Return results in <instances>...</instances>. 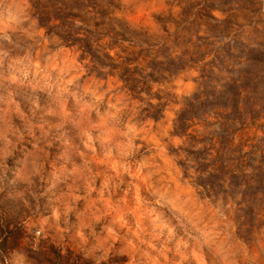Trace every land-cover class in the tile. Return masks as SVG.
<instances>
[{"label": "rangeland", "instance_id": "1", "mask_svg": "<svg viewBox=\"0 0 264 264\" xmlns=\"http://www.w3.org/2000/svg\"><path fill=\"white\" fill-rule=\"evenodd\" d=\"M41 32L50 53L65 49L77 64L88 60L83 67L89 75L95 73L105 88L111 82L130 107L138 102L142 118L153 121V131L175 107L170 135L183 143L170 145L169 151L183 156L178 163L184 178L194 174V185L218 209L216 231L235 245L238 264H244L245 251L249 259L258 252L253 264H264V0H0V75L11 71L13 60L28 65L43 43ZM31 79V71L19 85L0 79V110L10 100L24 110L31 107L33 124L54 137L59 120L47 114L48 97L26 87ZM28 97L34 103L24 104ZM15 120L13 112L5 124L0 112L5 149L21 135ZM41 131L34 129L36 136ZM49 151L55 157L62 146L52 139ZM11 192L6 186L0 193L5 243L20 235L19 202L10 198ZM192 246L190 236L176 227L167 254L170 264L180 262ZM140 247L132 252L117 244L110 264H128L129 259L147 264L145 251L158 255ZM203 254L206 264H218L207 248ZM36 259L38 264H71L72 253L61 257L50 247Z\"/></svg>", "mask_w": 264, "mask_h": 264}, {"label": "clouds", "instance_id": "2", "mask_svg": "<svg viewBox=\"0 0 264 264\" xmlns=\"http://www.w3.org/2000/svg\"><path fill=\"white\" fill-rule=\"evenodd\" d=\"M38 35L43 43L28 65L23 59L13 60L11 71L0 79L19 85L31 71L26 87L48 97L47 114L59 123L57 135L50 138L43 125L33 124L31 107L24 110L20 102L10 100L0 110L5 124L16 114L21 133L7 149L0 142V193L11 187L10 198L19 202L20 228L15 241L9 238L5 243L0 236V264H38L37 254L50 247L61 257L70 251L71 264H110L117 244L132 252L141 251L140 246L154 249L159 258L145 251L147 264H170L167 254L176 227L193 242L190 253L177 264L189 260L206 264L205 248L218 264H238L232 252L235 245L227 234L216 231L218 209L194 185V174L184 178L178 163L183 156L169 151L170 145L183 143L170 135L175 107L164 113L159 131H153V121L142 118L138 102L132 101L130 107L111 82L105 88L95 73L88 74L83 67L88 60L77 64L65 49L50 53L49 41L42 32ZM23 103L34 102L28 97ZM35 128L42 130L40 136ZM52 139L62 146L55 157L49 151ZM154 242L161 247L155 248ZM258 255L253 251L249 259L245 251L244 264H253Z\"/></svg>", "mask_w": 264, "mask_h": 264}]
</instances>
